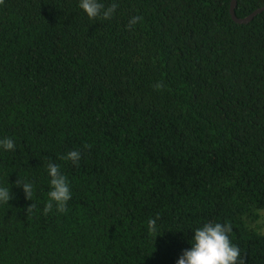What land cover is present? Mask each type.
I'll use <instances>...</instances> for the list:
<instances>
[{
	"label": "trees",
	"instance_id": "16d2710c",
	"mask_svg": "<svg viewBox=\"0 0 264 264\" xmlns=\"http://www.w3.org/2000/svg\"><path fill=\"white\" fill-rule=\"evenodd\" d=\"M101 2L111 19L80 0L0 5V139L15 142L0 147V264H177L208 222L264 264V12L236 24L230 0ZM259 8L237 0L235 16ZM49 162L65 213L43 211Z\"/></svg>",
	"mask_w": 264,
	"mask_h": 264
},
{
	"label": "clouds",
	"instance_id": "9594fccd",
	"mask_svg": "<svg viewBox=\"0 0 264 264\" xmlns=\"http://www.w3.org/2000/svg\"><path fill=\"white\" fill-rule=\"evenodd\" d=\"M4 4V0H0V5ZM79 7L87 14L90 19L100 17L104 20H109L113 17L118 4L112 3L105 6L101 0H80ZM143 18L133 16L129 19L127 29L131 30ZM157 90L164 87L162 82H158L154 86ZM0 147L5 150H13L15 142L12 138L0 139ZM81 158V153L78 150H73L63 157L65 160H70L73 164H78ZM48 175L50 176L51 190L48 193L49 200L44 206V214L47 215L55 206L56 211L65 213L67 211V203L72 198L71 189L68 178L62 174L58 164L49 162L47 165ZM17 187L21 183L17 181ZM23 191L25 198L31 200L33 194V185L31 183H23ZM12 199L9 188L0 187V202L8 204ZM35 204L27 209L31 212L35 209ZM155 219L148 220V230L150 235H156L157 226ZM232 226L230 223H205L202 227L197 228L194 232L190 250H185L177 261V264H246L244 258L241 257L238 246L231 243L230 233Z\"/></svg>",
	"mask_w": 264,
	"mask_h": 264
},
{
	"label": "water",
	"instance_id": "95a60500",
	"mask_svg": "<svg viewBox=\"0 0 264 264\" xmlns=\"http://www.w3.org/2000/svg\"><path fill=\"white\" fill-rule=\"evenodd\" d=\"M236 5H237V0H230L229 14L233 22H235L236 24H248L253 20L254 17L264 12V8H259L255 10L253 13H251L249 16L245 17L244 19H237L235 16Z\"/></svg>",
	"mask_w": 264,
	"mask_h": 264
},
{
	"label": "rangeland",
	"instance_id": "374dc122",
	"mask_svg": "<svg viewBox=\"0 0 264 264\" xmlns=\"http://www.w3.org/2000/svg\"><path fill=\"white\" fill-rule=\"evenodd\" d=\"M261 220H260V222H259V224H260V229L262 230V231H264V212L261 214ZM263 234H264V232H262Z\"/></svg>",
	"mask_w": 264,
	"mask_h": 264
}]
</instances>
